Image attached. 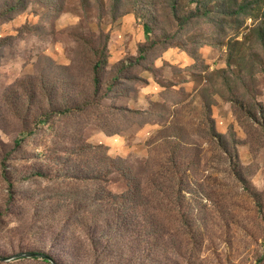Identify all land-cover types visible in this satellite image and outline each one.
I'll return each instance as SVG.
<instances>
[{"label":"rangeland","instance_id":"1","mask_svg":"<svg viewBox=\"0 0 264 264\" xmlns=\"http://www.w3.org/2000/svg\"><path fill=\"white\" fill-rule=\"evenodd\" d=\"M167 1L0 0V256L264 264V4Z\"/></svg>","mask_w":264,"mask_h":264},{"label":"trees","instance_id":"2","mask_svg":"<svg viewBox=\"0 0 264 264\" xmlns=\"http://www.w3.org/2000/svg\"><path fill=\"white\" fill-rule=\"evenodd\" d=\"M115 1L118 3L120 0H115ZM141 1H143L146 5L152 2V0H141ZM188 2L191 4L195 3V8L188 10L187 14L178 15L177 14L178 9L175 10L176 5L178 4L177 0L167 1L168 5L173 8L174 16L176 15L177 19L179 20V27H181V29L191 27L195 25L196 23H198L199 21H204V20H207L208 18V20H210V22L212 23L213 27L216 28V25L220 24L221 31L223 33L225 32L228 33V31L234 30V28L236 29L239 28V26H241L245 22L248 16L255 17V18H257L258 16L260 17L262 13H257V9L255 8L253 9L252 5L261 6V4H264V0H252V1L242 0L241 2H238V0H220L217 6L218 9L216 8L215 10L210 7L212 0H189ZM10 11L11 12L14 11V7H11ZM153 26L154 25L150 22V20L146 21L145 31L149 38H151ZM258 28L262 29L260 38L264 40V21L262 22L260 20L259 22H257L256 29ZM152 46H154V42ZM141 58L145 59L146 57L145 55H142ZM104 63H106L105 56L102 57L101 60H98L93 68V72L95 75L94 77L95 92H98L97 89H99V86H100L99 74L105 65ZM40 253H44V252H40ZM45 254H48V253H45ZM51 256L55 258V256L53 255Z\"/></svg>","mask_w":264,"mask_h":264},{"label":"water","instance_id":"3","mask_svg":"<svg viewBox=\"0 0 264 264\" xmlns=\"http://www.w3.org/2000/svg\"><path fill=\"white\" fill-rule=\"evenodd\" d=\"M21 257H42L51 260L54 264H59L51 255L34 251L20 252L11 256H0V261H9Z\"/></svg>","mask_w":264,"mask_h":264}]
</instances>
